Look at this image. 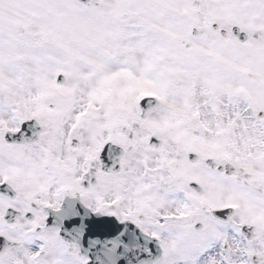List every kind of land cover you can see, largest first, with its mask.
I'll return each instance as SVG.
<instances>
[{
  "label": "flooded vegetation",
  "instance_id": "af4514ba",
  "mask_svg": "<svg viewBox=\"0 0 264 264\" xmlns=\"http://www.w3.org/2000/svg\"><path fill=\"white\" fill-rule=\"evenodd\" d=\"M16 3L49 9L52 18L80 13L77 0L10 5ZM228 3L85 5L102 30H117L116 38L126 43L108 51L118 56L132 46L140 58V47L151 49L135 80L157 77L161 84L151 91L157 100L142 107L136 86L117 72L122 94L109 91L119 100L85 107L76 95L66 118L59 107L47 110L44 89L18 93L1 62L10 59H0V264H88L77 243L49 224L65 201L118 226L137 227L158 241L163 255L176 242L205 246L224 226L248 225L251 241L239 230L236 236L257 257L251 264H264V69L251 68L239 47H212L224 31V40L232 38L235 15ZM174 30L191 32H183L182 40ZM15 43V30H0V45ZM56 93L64 104L66 93Z\"/></svg>",
  "mask_w": 264,
  "mask_h": 264
},
{
  "label": "rangeland",
  "instance_id": "374dc122",
  "mask_svg": "<svg viewBox=\"0 0 264 264\" xmlns=\"http://www.w3.org/2000/svg\"><path fill=\"white\" fill-rule=\"evenodd\" d=\"M11 0H1L0 1V24L1 25H5V26H9L6 24H9V18L12 21L16 22V29L15 30H27V33L31 36H26L24 38V40H18L16 41V52L18 53H26V51H24L23 49L28 46V45H36L33 42H30L29 40H34L33 37H35L33 35L34 31L37 30H44L43 28V24L47 23V16L45 17L40 11L36 10V7H34L32 5V9H26L25 8V12L26 13H21L18 10L14 9L11 10L10 13H7V8H5V6H8V4L10 3ZM250 1H254V3L256 5H258L260 11H253V9L249 6ZM232 3L229 4V7L234 10V11H239L240 16L243 17H247L248 15H250L251 17V21L254 23V26L259 24L260 22H263L264 19V0H231ZM22 12H24V10H22ZM50 13V11H49ZM66 21H68L69 23L66 24L69 25L71 23L72 27L71 29H74L76 27H78V23L83 22L85 23L86 26L89 27L90 30L91 27H94L93 22L89 19V17L84 16V20H82L80 18L79 21H77V19H66ZM5 23V24H2ZM251 26V25H250ZM248 26V27H250ZM46 27H50V24H46ZM63 29L62 24L58 25V29L57 30H61ZM66 31H69L68 29H66ZM77 30L71 31V32H75ZM38 32V31H37ZM117 30H101L100 31V36L98 38L99 40V44L101 46L100 49L103 50V52H106L110 49H114V48H118L121 49L122 47H124L126 45L125 42H123L120 39H117ZM118 42H121L119 44H117ZM133 48V47H132ZM133 51H129V52H134L136 51L137 54H135L137 60L139 61V56H138V48L135 49L133 48ZM106 50V51H105ZM151 51V49H143L140 47V59L143 58L148 51ZM15 55V54H14ZM13 55V56H14ZM21 57V56H19ZM125 55L119 54L117 56L118 59H121L122 61L125 59ZM53 59H59L58 57L53 56ZM19 59V58H17ZM22 60V58H21ZM21 60H17V61H21ZM85 60L88 62V66H82V64H80V66H78V68L76 69V67L74 65H70V66H61L60 68H62L64 70V73L66 75V81L63 85H57L56 83L53 84L52 87H50V85H48L47 83L42 84L44 91H45V96H48V98L46 99L47 101V110L49 112H52V110H54V106L55 107H59L62 110H64V116L67 118L70 114V111H68V109L66 107L70 106L72 102H74L73 100L76 99L75 95H76V91L81 93V94H86L85 92H80L77 89V86H82L83 80H90L91 78H93V76L95 75V72L97 71L95 68H97L100 71V74H103L104 71H101V63L99 65L95 66V62L96 59L94 57L91 56L90 51L88 53H86L85 55ZM130 60V57H128V61ZM24 63V66H19L17 65L15 67V69L17 70V73L15 72L14 69L10 68L9 72H8V79L13 80L14 81V88L16 89V91H23V90H38L40 89V86H34L33 83L38 82V79L40 80V75L39 73H41L42 75V79L44 82H47L48 79L50 78L51 81L53 82V77L55 72L58 70V67L56 65L53 66H49L46 70V63L47 60L46 59H39L37 54L34 56H28L27 57V61L25 59L22 60ZM106 61H110V58H107ZM102 67L106 68L105 66V59L102 62ZM136 68L138 70V72L141 74L140 71V67H139V63L136 64ZM110 69H112V71H115L113 67H108L105 71L107 73L110 72ZM94 70V72H93ZM48 71V72H47ZM46 73V75H45ZM140 77V75H139ZM153 79H158L157 77H144L140 79V82L138 83L137 89L143 88L144 85L149 87V88H153V87H157L155 84V81ZM41 82V81H40ZM4 87V85H3ZM53 91V93H50L49 91ZM57 92H65L66 93V99H65V103L63 104V99H59L58 97H56V94H60V93H56ZM55 93V94H54ZM50 95V97H49ZM41 97L43 98V95H41ZM28 97H26L25 99H27ZM84 98H87V96H85ZM33 103V102H32ZM79 106H82V104L77 103ZM52 105V107H50ZM72 116V114H71ZM160 206L164 207V208H168L169 205L168 204H161ZM179 243V242H177ZM238 242H233V246L235 247V245H237ZM182 244H179L177 246H175L176 252L174 253L173 250L170 248H168L165 252V256L164 258L158 263V264H210V261H214L216 256L214 257H205V258H197L196 255V251L191 248L189 250L185 251V248H181ZM248 251V249H247ZM234 253V252H232ZM232 257V256H231ZM242 261H245V257L243 259H241ZM235 261V258L233 257L231 260V264H233V262Z\"/></svg>",
  "mask_w": 264,
  "mask_h": 264
},
{
  "label": "water",
  "instance_id": "95a60500",
  "mask_svg": "<svg viewBox=\"0 0 264 264\" xmlns=\"http://www.w3.org/2000/svg\"><path fill=\"white\" fill-rule=\"evenodd\" d=\"M102 226L104 228L93 227L95 231L86 233L81 229L73 230L70 225V232H74L71 236L85 247V252L91 257V264H143L151 263L156 258V256L151 257L143 252L146 250L147 242L140 239V234L136 231L131 232L134 240L124 242L127 247L123 249V254L117 255L115 251L110 250L105 240L108 231L104 225Z\"/></svg>",
  "mask_w": 264,
  "mask_h": 264
}]
</instances>
